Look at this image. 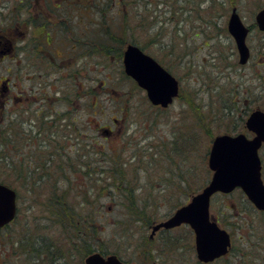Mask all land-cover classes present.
<instances>
[{
	"label": "rangeland",
	"instance_id": "rangeland-1",
	"mask_svg": "<svg viewBox=\"0 0 264 264\" xmlns=\"http://www.w3.org/2000/svg\"><path fill=\"white\" fill-rule=\"evenodd\" d=\"M17 1L0 0L1 26L6 27L14 21L13 6H17ZM35 1L32 0L33 6ZM63 1L66 2L62 4L65 7L62 10L68 11L71 20L65 12L61 13V21L65 22L67 18L68 25L75 30V9L82 2L72 6L71 0ZM101 1L86 0L89 4H99V12L88 9L86 17L83 11L80 15L85 20V42L91 39V32L97 33L98 28H103L101 20H105V26L111 27L112 32L123 21L117 0ZM163 1L126 0L127 21L136 28L132 32L129 30V39L121 48L123 51L130 41L136 40V46L179 81L181 94L165 109L152 106L145 92L125 76L121 56L117 57L112 49L105 53L86 44L87 48L77 57L82 69V99L72 100L68 107L81 111L85 133H93L98 125L110 128L114 137H106L102 130L95 134L98 159L107 167L99 175L103 179L93 181L99 188L96 194H99H93L95 192L90 188L93 182L84 179L69 184L73 189L67 199L76 206L82 196L78 190H85L84 193L94 199L98 197L93 209L98 210L99 203V210L103 212L94 215L93 226L98 228L99 238L92 242L91 251L101 245L106 252L118 254L127 262L141 261L145 252L154 264H196L192 252L194 234L187 225L161 230L151 242L148 240L149 227L153 222L170 217L208 183L212 175L207 164L208 154L215 136L238 133L251 136L244 128L245 118L254 109L264 110V32L257 29L254 18L264 7V0L225 1L224 8L218 6L224 0H216L217 5L210 14L202 13L209 6V2H203L199 6V17L188 13L180 15L177 10H172V6L177 9L185 4L183 0L176 5L172 0L163 5ZM155 3H158L156 7ZM48 4L56 5V1L49 0ZM232 8H236L243 24L251 31L246 39L250 58L245 65L238 63L234 40L227 31ZM58 11L60 9L56 10L53 19H58ZM24 15L20 12L17 21H22L20 18ZM140 20L143 26L139 25ZM67 57L68 62L74 61L71 52ZM13 64L11 57L6 56L0 62V80L8 79L11 88L4 98L8 102L5 106L8 111L12 109ZM113 119H117V123ZM259 156L264 172V148L259 151ZM9 159L8 156L3 159L5 161H0L3 163L0 164V182L12 187L13 182L8 177V168L12 166L6 162ZM106 171L114 173L115 179H121L120 184L113 185L116 191L102 185L103 181L114 184V178L107 176ZM121 174L123 178H120ZM53 182L30 193L21 192L17 219L0 230V264H33L32 259L20 253L22 249L17 241L24 238L25 243H38L43 237L54 240L53 249L63 252L53 263H48L85 264L88 253L82 242L77 244L78 251L70 249L68 252L62 227L53 224V217L45 209L52 199H60L51 195ZM63 183L59 182L58 187L66 186ZM121 190L134 196L139 206H148V201L150 206H155V209H147L143 220L134 222L136 225L132 228L117 224L127 217L126 209L120 204ZM210 215L232 237V251L212 264H255L257 257L252 254H258L257 241L262 249L260 254L264 255V213L255 210L240 190L215 195L211 200ZM129 230L132 237L126 238Z\"/></svg>",
	"mask_w": 264,
	"mask_h": 264
},
{
	"label": "flooded vegetation",
	"instance_id": "flooded-vegetation-1",
	"mask_svg": "<svg viewBox=\"0 0 264 264\" xmlns=\"http://www.w3.org/2000/svg\"><path fill=\"white\" fill-rule=\"evenodd\" d=\"M55 1L56 5L51 6L47 1L36 0L33 6L32 0H18L17 6H13L14 21L6 27L0 25V62L5 56L11 57L15 69L11 80V111L6 110L8 102L4 99L11 89L9 80H0V156L3 159L10 157L6 162L12 166L11 188L16 194L17 203L15 220L19 215L22 191L33 192L35 188L45 187L54 180L63 183L68 179L74 182L98 179L107 167L98 159L95 134L102 130L106 137H114L110 128L98 125L93 133H85L81 111L68 107L72 100L82 99V69L77 57L88 43L94 50L98 49L99 38L98 33L91 32V39L85 42L80 16L82 9H75L77 21L74 30L68 25L67 18L65 22L61 21V13L65 12L71 20L68 11L62 10L65 8L62 4L66 1ZM59 9L56 14L58 19H53ZM20 12L25 15L18 22ZM69 52L74 61L68 62ZM113 122L117 123V119H113ZM263 176L264 172L262 179ZM154 223L150 225V231ZM161 230L166 229H160L153 236L150 234L148 240L153 241ZM193 251L196 264H211L197 260L195 244ZM261 251L257 241L258 254H252L254 258L257 257L255 264H264ZM59 257L54 256V259ZM125 263L154 264L147 256L141 261Z\"/></svg>",
	"mask_w": 264,
	"mask_h": 264
},
{
	"label": "water",
	"instance_id": "water-1",
	"mask_svg": "<svg viewBox=\"0 0 264 264\" xmlns=\"http://www.w3.org/2000/svg\"><path fill=\"white\" fill-rule=\"evenodd\" d=\"M254 18L258 30L263 32L264 7ZM227 31L234 40L238 63L246 64L250 58V49L246 44L250 29L243 24L236 8L231 9ZM123 67L125 74L145 90L152 105L166 108L178 95L179 85L176 78L138 46H126ZM245 127L254 134L253 137L248 138L243 133L214 137L208 155V168L212 172L210 180L186 205L175 210L166 220L154 224L151 227V236L161 228L172 229L186 224L194 233L198 261L210 263L228 253L231 246L230 235L210 216L212 196L217 193L229 194L239 188L257 210L264 211V183L258 156V150L264 143V110L252 111ZM15 215L16 194L11 188L0 184V228L10 223ZM84 262L126 264L116 255L103 256L98 252L88 255Z\"/></svg>",
	"mask_w": 264,
	"mask_h": 264
},
{
	"label": "trees",
	"instance_id": "trees-1",
	"mask_svg": "<svg viewBox=\"0 0 264 264\" xmlns=\"http://www.w3.org/2000/svg\"><path fill=\"white\" fill-rule=\"evenodd\" d=\"M44 1L49 2V0H44ZM105 1L106 2H112V0H105ZM166 1L167 0H164L162 4L164 5L166 3ZM172 1H174L173 3L176 5V3L179 0H172ZM180 1L182 2V0H180ZM225 1L230 3L233 0H224L223 2L219 3L218 6L220 8H224L225 7L224 5L226 3ZM71 2H70V4L72 6L79 5L82 2L81 6H79L78 8L82 9L84 17H86L85 14H87V12L89 11L88 9H91L93 12H96V11L99 12V4H96V3L89 4L86 2V0H82V1L71 0ZM183 2L185 4H183L182 6H178L177 9L175 8V6H172V10L173 9L177 10V12H179L180 15H184V14L188 13V14H194L197 17L200 16L201 10H200L199 6L203 2H207V3L209 2V6H208V8L204 9L202 11V13L203 12L204 13L206 12L208 14L212 13L213 9L215 8V5H217L216 0H183ZM117 3H118V5H117ZM127 4L128 3H126V0H117V2H116V6L121 7L120 14L122 13V17H123V21L120 24V26L118 25L117 30L112 32L111 27L105 26V23H104L105 20L103 19V20H101V27H103V28H101V29L98 28L99 33L97 31V33L99 34L98 35V38H99L98 48H99V50H103L105 53H108V52H110L109 50L112 49L116 53L117 57L121 56V54H122V48L121 47L125 43H127L128 39H129L127 36L129 30H130V32H132L131 30H134L136 28V26H131L130 22L127 21V18H126L127 11H125ZM157 4L158 3H155V7ZM101 5H104V2L101 1ZM145 6H144V8H145ZM226 7H227V5H226ZM75 14H76V16H75V18H76L77 17L76 10H75ZM148 16H150V14ZM82 19H83V22L85 23V20L83 17H82ZM150 22H151V24H153V20H151ZM139 25L140 26L144 25L141 20L139 22ZM84 30H86V29H84ZM130 43H133L136 45L137 41L133 39L132 41H130ZM134 86L136 87L135 84H134ZM180 94H181V92H180ZM180 94H179V96H180ZM186 98H188V97H186ZM0 161H3V158L1 156H0ZM0 164L2 165L3 163H0ZM122 164H124V163H122ZM6 165L9 166V164H6ZM8 170L10 173L8 175V177H11V181H12V167L8 168ZM106 173H107V176H110V178L111 177L114 178V181H113L114 184L113 183L107 184L103 181L102 185H108L112 191H116L117 188L115 186L113 187V185L120 184L121 179L120 180L115 179V174L111 173V171H106ZM120 176H121L120 178L124 177L123 174H121ZM101 179H103V178L99 177L96 180H101ZM72 182H74V181H71L70 179H68L66 182L63 183V184H66V186L59 188L58 182L54 180V182H53L54 187H53V191L51 192V195H52V197L57 196V198H60V199H52L50 206L48 208L45 207L46 211H49L51 217H53V219L55 221V223H53V224L58 226L59 228L62 227V229H63L62 233L67 238L66 240H67V245H68V252L70 249L78 251L77 244L82 242L84 248L86 249V253H88V255L95 252V251H98L99 253H101L103 255H109L110 253L106 252L105 249L101 245H99V248L95 251L94 250L91 251V249H90L92 246V242L94 243V241L96 240V237L99 238L98 237V228L96 226H93L95 213H97V215L98 214L101 215L103 212L102 210H99V203H98V210L93 209V206H94L93 203H94V201L97 202L98 197H95V199H94L93 197H90L87 192L84 193L85 190H78V191H80L82 196L79 198L80 200H78V201L76 200L77 201L76 206H72V204H70L68 199H67L68 195H70L69 194L70 190L73 189L71 187V185H69ZM95 183L96 182L91 183V187H90L93 189L91 191L95 192L93 194H96L97 193L96 191L99 189L96 187ZM100 190H102V186H100ZM86 191H88V189H86ZM121 191L122 192H121V196H120V199H121L120 204L126 209L127 217H125L123 221H118L117 224L126 225L128 228H132L136 225V223H134V222H140V220H143V216H145L144 214H147L146 213L147 209H149V208L155 209V206H150V204H148V206H146V205L145 206H139L137 204L138 201L134 198V196L130 195L127 190H121ZM125 192H127L128 194ZM98 194H96V196ZM124 194L126 196H124ZM7 226H5V227H7ZM129 237H132L130 230H129L126 238H129ZM17 242L19 244V248L22 249V252H20V253L24 254L29 259H32L33 264H44V263L50 264V263H48V261L53 263V260H54L53 256H55V257L61 256V253H63L58 249H53L55 246V243H54L55 241L47 239L46 237H43V239H41L38 243L37 242L25 243L24 238H23V241L19 240ZM114 255H116L117 257L120 258V256L118 254H114ZM142 256L145 259L146 253L145 252L142 253ZM120 259L123 260L122 258H120ZM125 262H127V261H125Z\"/></svg>",
	"mask_w": 264,
	"mask_h": 264
}]
</instances>
